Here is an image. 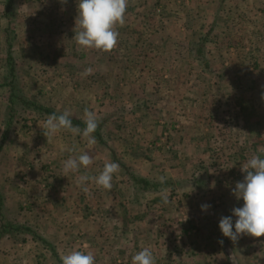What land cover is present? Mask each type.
Here are the masks:
<instances>
[{"label": "rangeland", "instance_id": "1", "mask_svg": "<svg viewBox=\"0 0 264 264\" xmlns=\"http://www.w3.org/2000/svg\"><path fill=\"white\" fill-rule=\"evenodd\" d=\"M5 1L0 84L7 81L4 60L11 52L22 94L11 97L10 88L0 86V193L7 209L36 225L60 258L81 250L93 253L96 264H131L134 254L149 248L156 264H259L244 254L251 244L259 249V237L233 242L219 228L220 219L243 204L231 189L245 174L233 172H241L254 149L236 164L203 168L219 147L227 152L229 131L212 119L231 116L229 104L236 111L242 105L246 116L234 115L230 129L226 124L234 131L228 142L248 136L264 152V0H128L125 23L116 26L122 47L109 52L76 42L78 0H15L7 18ZM203 38L205 57L194 58L191 45ZM24 97L83 119L86 109L94 112L106 121L105 143L89 145L82 133L64 130L47 141L40 127L47 118ZM82 153L93 164L64 176L63 161ZM105 162H122L154 180L198 174L207 182L189 188L188 196L182 192L189 185L183 186L165 204L163 193L130 190L119 165L111 190L89 182L82 191L78 177L98 175ZM180 196L190 214L179 224L192 230L160 240L175 222L157 217L174 216ZM203 204L211 207L202 211ZM0 264L60 263L31 237L15 234L0 240Z\"/></svg>", "mask_w": 264, "mask_h": 264}, {"label": "clouds", "instance_id": "2", "mask_svg": "<svg viewBox=\"0 0 264 264\" xmlns=\"http://www.w3.org/2000/svg\"><path fill=\"white\" fill-rule=\"evenodd\" d=\"M66 2V0H63ZM128 0H78V16L76 27L79 31L75 34L78 45L85 49H95L109 52L118 45L119 32L117 25L123 26L126 18ZM91 69L86 70V75L91 74ZM85 125L82 137L87 138L89 145L96 143L93 135L99 127L96 114L85 110ZM40 127L47 141H51L62 130L73 135L81 134L78 126L72 124L71 113L64 111L62 114L50 115ZM69 151L75 152L72 148ZM93 164V159L87 153L70 156L63 161V173H78L79 170ZM120 167L115 162H105L103 170L95 176L80 175L77 180L78 186L85 193L88 192V183L92 182L104 190H111L113 178L119 173ZM244 179L237 181L231 189L237 201L242 200V206L234 207L232 214L223 216L219 221V228L223 236L236 242L244 235L253 237L264 236V154L252 156L241 167ZM160 183L165 178H159ZM215 185H213L214 187ZM165 204L169 202L168 194H162ZM211 205H201L202 211H207ZM235 217V220L233 219ZM223 244V241H220ZM62 264H96V257L91 252L73 250L61 255ZM131 264H156V258L149 248H143L132 256Z\"/></svg>", "mask_w": 264, "mask_h": 264}, {"label": "trees", "instance_id": "3", "mask_svg": "<svg viewBox=\"0 0 264 264\" xmlns=\"http://www.w3.org/2000/svg\"><path fill=\"white\" fill-rule=\"evenodd\" d=\"M15 0H7L4 2V10L2 12V16L6 17L9 15V12H11L12 6L14 5ZM202 41V40H201ZM205 41L206 38H203L202 42H198L196 44L191 45V52L193 54L194 58L197 59H203L205 57ZM5 67L7 69V81L4 83H1L0 86H8L11 90L10 96L12 97H21L22 94L20 93V86H19V67L17 60L14 58L11 52L7 53V56L5 58ZM18 89V90H17ZM25 98V97H24ZM22 99L24 103H27L29 108L31 107L34 112L36 111L39 116H44L48 118L50 115L56 114H62L61 112L57 111L56 109L52 108L51 106L44 105L42 103H39L32 99ZM239 104V103H238ZM236 104L235 106H238V110H232L230 109L229 115L227 118L221 119H212V120H219L222 121V125L224 127L226 124L228 125V128L232 126V120L234 115H237V118L239 116H242L243 118L246 116L244 114V108L242 105ZM230 105V104H229ZM245 115V116H244ZM226 117V116H223ZM72 124L74 126H78L81 130V133L83 132V129L86 127L85 120L83 118L71 116ZM248 121V120H247ZM99 127L97 128L96 132L93 134L95 136V139L100 143H105L103 130L106 124V121L104 118H98ZM10 123V122H9ZM251 125V124H250ZM248 126V125H247ZM222 128V131L228 132L230 135L231 133L234 134V131L232 130H226L225 128ZM248 128V127H247ZM229 135V136H230ZM229 136L226 137L224 140L223 148L226 149L228 152H224L225 156L221 153L222 146L217 149V152L215 150L216 156L210 160L209 167L203 168V169H211V168H219L220 165L223 163H231L236 164L239 159H243L246 156L244 153L248 149H254V152L256 155L264 154L262 149H258L257 143L250 141L248 136H241L242 140H239V138L234 142H228ZM227 145H229V149L231 151L227 150ZM221 148V149H220ZM1 149V146H0ZM223 149V150H224ZM235 149V150H234ZM112 150V149H111ZM221 156V157H220ZM116 159V158H115ZM118 160V159H117ZM119 165L121 168H123V171L126 175L125 183L129 184L130 190H133L137 195H142L145 193H167L169 198L174 197L175 195H178L179 189H181L183 186L186 188V186L189 185L188 188H186L182 195L188 196L189 192L188 189H197L199 190L202 188L204 184H206L207 180L204 175H198L194 174L190 179L185 181H177L172 178H165L164 183H160V180H154L151 177H148L146 175L140 174L139 172H136L132 170L129 166L122 164V162H119ZM221 167V166H220ZM208 171V170H207ZM198 175V176H197ZM116 181H113L115 184ZM183 189V188H182ZM157 199V198H156ZM191 229L190 226L186 228V231L189 232ZM22 234L25 236L31 237L34 241H37L39 244L43 246V249L50 250L56 257V261L62 264L61 258L57 256V251L55 250V246L49 242V240L44 237L40 231L37 229L36 225L29 221H20L18 220L15 215H13L9 209H7L6 202L4 196L0 193V240L3 238L11 237L12 235Z\"/></svg>", "mask_w": 264, "mask_h": 264}, {"label": "crops", "instance_id": "4", "mask_svg": "<svg viewBox=\"0 0 264 264\" xmlns=\"http://www.w3.org/2000/svg\"><path fill=\"white\" fill-rule=\"evenodd\" d=\"M118 47H122L121 45H117V48ZM126 50V49H125ZM231 107V108H230ZM232 109L233 110V108H232V106H228V109ZM227 109V108H226ZM229 109V110H230ZM221 110V109H220ZM227 112V111H226ZM230 112V111H229ZM247 121L246 119H240V122H242V124L244 125V124H247L248 122H245V121ZM243 128V127H242ZM235 175H241V174H243L242 173V171L241 172H233ZM144 175H147V174H149V173H147V172H145V173H143ZM120 183V182H119ZM118 183V184H119ZM128 186H129V184H127ZM177 199H178V201L176 200V199H174V205H175V208H176V214H174V216H169V214H168V212H163V214H159V215H161V216H158L157 217V219L158 218H163V220H166V222L167 223H171V224H174V222H175V225L174 226H172V229H168V230H170V234H168V235H164V234H162V235H160V240H164V239H166V237H169V238H171L172 240H173V237H172V233H174L175 234V237L176 236H180L181 237V232H180V230H183V232H182V237L183 236H186L185 234H187L188 232L186 231V228L188 227V226H186V225H183V224H179V223H181L180 221H185V220H187L186 218V216H188L190 213L188 212V211H186V209H185V201L183 202L182 200H181V196L180 197H177ZM217 203H220V200H218L217 201ZM185 209V210H184ZM162 212V211H161ZM196 212V207H194V213ZM170 217H172V218H174L173 219V222H170V220H169V218ZM193 217H196L195 216V214L193 215ZM171 218V219H172ZM159 220V219H158ZM162 220V221H163ZM178 220V221H177ZM168 225V224H167ZM185 240V239H184ZM257 240H258V242H259V245L260 246H258L259 247V249H256V248H253V244H251L249 247H247V248H245V251H246V253H244L246 256H247V258H256V259H261L260 261L261 262H259V264H264V236H262V237H259V238H257ZM174 241H172L170 244H172ZM174 249V246L170 249L171 251ZM176 249V248H175ZM254 249H256V251L254 250ZM250 251L251 252H254L253 254H251L250 253ZM249 255H252V256H249ZM248 260V259H247ZM242 264H245L244 263V261L242 262Z\"/></svg>", "mask_w": 264, "mask_h": 264}, {"label": "built area", "instance_id": "5", "mask_svg": "<svg viewBox=\"0 0 264 264\" xmlns=\"http://www.w3.org/2000/svg\"><path fill=\"white\" fill-rule=\"evenodd\" d=\"M189 232H190V231H189ZM189 232H188V233H189Z\"/></svg>", "mask_w": 264, "mask_h": 264}]
</instances>
